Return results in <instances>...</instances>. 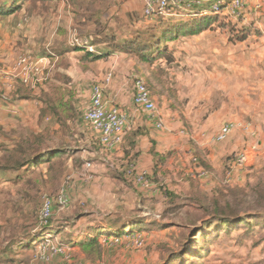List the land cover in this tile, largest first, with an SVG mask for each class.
Returning <instances> with one entry per match:
<instances>
[{
	"label": "rangeland",
	"instance_id": "1",
	"mask_svg": "<svg viewBox=\"0 0 264 264\" xmlns=\"http://www.w3.org/2000/svg\"><path fill=\"white\" fill-rule=\"evenodd\" d=\"M30 1L34 7V0ZM58 1L71 3L77 15L85 18L79 23L82 26L97 17L101 20L83 35L75 32L91 36V43L95 40L90 32L105 26L123 29V35L127 19L140 24L128 28L126 34L137 29L144 38L151 25L194 24L201 19L178 16L149 20L142 15L141 0ZM212 17L211 26L204 29L214 31L209 36L199 32L165 45L157 38L155 45L162 47H156L153 53H163L162 58L143 63L132 56L121 63L124 70L118 76L123 77L129 99L136 77L150 89L164 122L159 130L172 145L162 155L175 157L170 165L181 159L182 166L193 171L187 185L170 189L166 184L175 182L172 179L162 187L156 184L154 197L142 196L133 174L123 176L113 169L116 160H107L110 154L106 157L82 120L90 103L91 86L102 84L103 95H109L117 74L106 70L101 75L99 64L94 63L86 80L70 83L64 71H57L55 83L51 70L45 69L47 79L37 86L38 94L32 99L36 104L20 115H8L0 125V164L22 161V155L8 149L18 142L28 158L35 152H50L44 162H31L16 172L0 170V252H7L0 255V264H264V97L233 90L238 65L226 53V44L238 41L234 33L240 30L245 31V39L260 38L246 31L239 18ZM26 18L25 24L29 22V16ZM50 32L44 33L42 40L39 36L35 40L25 38L20 55L36 57L31 47L54 40ZM204 40L216 42L217 49L200 52L198 43ZM60 63L63 66L64 62ZM256 66L264 68L262 63ZM108 73L112 77L105 85ZM58 102L68 108L62 104L64 111H58ZM226 122L235 123L233 132L224 141H215L216 132ZM40 135L43 139L35 141ZM247 147H253L248 163L228 180L226 172L233 155ZM58 148L63 152L55 156L52 153ZM192 157L198 159V165ZM88 161L91 167H86ZM194 166L205 170L207 177H200ZM166 171L169 178L174 168ZM67 177L69 202L65 206L53 203L46 224L49 230L62 232L44 239L39 235L45 229L38 222L44 198H55ZM160 192L171 195L167 199L160 197ZM214 201L219 202L228 222L222 223L223 218L212 220L209 211ZM113 224H120L125 231L134 229L142 235V245L133 246L125 237L116 243V238L108 234L119 229L110 226ZM94 237H98L96 243H87ZM71 239L75 242H69Z\"/></svg>",
	"mask_w": 264,
	"mask_h": 264
},
{
	"label": "crops",
	"instance_id": "2",
	"mask_svg": "<svg viewBox=\"0 0 264 264\" xmlns=\"http://www.w3.org/2000/svg\"><path fill=\"white\" fill-rule=\"evenodd\" d=\"M4 2L8 1L0 0V4ZM30 4V0H23L20 7L13 13L0 15V65H2L0 69L4 73L0 77V125L4 124L3 119L8 115H20L30 110L33 104H36V100L32 99H36L34 95L38 94L36 90L39 88L28 87L27 96H18L15 91L18 89L19 84L5 75V73L9 72L13 62L20 55L21 47L25 46L21 42L25 38H34L35 40L36 36H39L42 40L44 33L51 31V37L54 40H50L42 47L33 45L31 49L32 54L44 59V67L51 70V80L55 83H58V79L55 77L57 71H64L70 79V83L75 80H86L91 74L89 66L94 63L99 64L101 75L106 70H110L115 75L117 74V77L112 79V85L109 87L111 90L110 94L103 95V101L106 107L118 106L125 111L127 116L126 133L123 141L113 149H103L106 157L110 154L107 160H116V163L113 164L114 168L111 165L107 166L120 171L123 176L128 173L127 170L130 166H134L136 171L147 172L151 179L159 183H165V181L172 179L175 182L166 184L170 189H174L178 185H187L193 175L192 169L183 167L185 164L181 163V159L177 158L172 166L170 163L175 157L171 156L168 159V157L162 155L166 150L171 149L172 145L168 142V138L164 133L157 129L154 120L145 111L134 106L132 96L129 99L124 93L125 82L123 77L119 78L118 76L124 70L123 66H121L124 59H130L134 55L114 49L118 45L122 46L126 42L133 40V36L126 34V31L128 28H137L140 22L126 18L127 25L123 35L121 34L123 29H110L108 26H105L100 31L90 32L94 37L95 42L93 45L96 48L94 52H88L71 47L68 42L70 37L68 36L76 31L82 35L87 33V30L95 26L97 22L101 23L98 17L92 23L82 26L79 23L85 22V18L77 15L69 2L64 4L58 0H35L34 7ZM209 7V4H205L202 7H194L193 9L194 11H202ZM191 10L181 11L180 14L181 16L187 15ZM126 11L124 10L123 12L125 13ZM26 16H29L27 24L24 23L27 21ZM237 19L233 18L234 21H237ZM238 22L251 35L258 34L260 39L248 38L226 44L228 59L234 60V63L238 65L235 67L238 74L234 75L233 90L238 92V94L264 97V68L259 66L261 63L264 66V0H244L243 14L238 19ZM29 26L31 27L29 28ZM201 33L206 34L203 36H209L214 31L210 28L202 30ZM198 49L200 52L206 53L208 51L213 53L217 49V43L211 40H204L198 43ZM95 55L104 56L99 59H93ZM134 57L137 58L136 56ZM61 61L64 62L63 66L60 65ZM212 78H214L213 74ZM94 135L97 138L95 133ZM204 137V135H201L200 139L204 141ZM227 152L229 150L224 151L223 154ZM107 160L104 159V162H107ZM172 167L174 171L167 178L166 170ZM152 185L156 186L153 183ZM141 194L145 196L147 193L142 191ZM160 197L163 196L160 194ZM6 254L7 252H0L2 256Z\"/></svg>",
	"mask_w": 264,
	"mask_h": 264
},
{
	"label": "built area",
	"instance_id": "3",
	"mask_svg": "<svg viewBox=\"0 0 264 264\" xmlns=\"http://www.w3.org/2000/svg\"><path fill=\"white\" fill-rule=\"evenodd\" d=\"M141 3L142 15L147 19L179 16L181 15V11L190 10L194 7H202L205 4L210 5L209 11L216 16L240 18L244 10V0H141ZM91 40V36L90 38L82 37L74 32L71 34L68 42L73 48H83L89 52H94L95 49ZM45 69L42 57H32L28 54H22L15 59L9 72L5 73V75L9 76L12 80L19 79L28 87L35 88L46 81L47 74H45ZM2 72L0 69V77L4 74ZM111 77V73L105 76V85L111 81ZM102 91V84H93L91 86L90 103L83 111L82 120L97 135L98 141L103 148L109 150L123 141L126 133L127 116L125 111L118 106L106 107ZM132 100L137 109L145 111L154 120V124L158 129L163 128V121L157 113L150 90L146 82L140 77H136L133 81ZM235 126L233 122L223 123L216 132L214 140L217 142L224 141L233 132ZM252 148H243L233 155L226 172L228 180L236 171L246 166ZM192 160L195 161L196 158L192 157ZM91 165L89 161L86 163V167H91ZM127 172L128 174H133L135 182L141 191L149 195L157 193V188L152 185L147 172H137L134 166H130ZM197 174L200 177H207V172L203 169H199ZM69 187V178L67 177L55 198H44L38 215L40 225L46 226L48 223L52 214L51 207L53 203L59 206L68 204L69 196L67 192ZM125 238L133 246H141L143 243V237L138 233L127 234ZM119 241L120 239H115L116 243Z\"/></svg>",
	"mask_w": 264,
	"mask_h": 264
},
{
	"label": "trees",
	"instance_id": "4",
	"mask_svg": "<svg viewBox=\"0 0 264 264\" xmlns=\"http://www.w3.org/2000/svg\"><path fill=\"white\" fill-rule=\"evenodd\" d=\"M6 1H8V2H4V3L0 4V15H8V14L13 13L15 10H17L20 7L21 2L23 0H6ZM180 16L181 15H179V17ZM212 16H214V14H212L209 11V8L208 9H204V11L203 10L202 11L201 10L194 11V9H192L187 15H184V16H181V17L182 18L183 17H187V18H190V17L201 18L199 22L195 21L194 24H188V23H186V21H182L180 23H174L173 25L168 26V27H162L164 22H161L160 23L161 25L154 24V25H151L150 27L147 28V30H146V32L144 34V36H146L145 38L142 36L141 33L137 32V29H136L135 31H131L129 33V35L133 36V40L132 41L126 42L122 46L118 45L114 50H122L124 52H127L129 54H132V55L136 56L143 63H150V62H152L154 60L162 58V56H163L162 55L163 53H159L158 55H154V53H153L154 49L162 47V46H159V45H157V46L155 45L156 44L155 40L157 38H160L161 45H163V44L165 45V44H167L169 42L177 41L178 38H180L182 36H190V35L199 33L202 30L207 29V28H209L211 26L212 20L214 18ZM169 17H178V15L169 16ZM167 18L168 17H153V18H151L149 20H153V19L164 20V19H167ZM159 27H161V29L156 30ZM240 31H238L237 33H234V34L236 35V38H238V40H244L245 39V31H241V32ZM157 32H159L158 34H161L160 37H158V35H156ZM75 49L76 50H86V49H83V48H75ZM103 56L104 55H95L93 57V59H99V58H101ZM56 76H58V75H56ZM14 81L17 82V84L20 85V86L18 85V89H16L15 93H17L18 96H21V97L22 96H27L28 95L27 94L28 93L27 92L28 86L25 85L19 79H15ZM23 90H24V92H23ZM68 97H69V100H70L71 95L68 96ZM65 102L66 103H70V102H68V100H65ZM62 104H65V103L64 102L63 103H61V102L56 103V107L58 108V111L59 110L64 111V108H62L63 107ZM65 106H66V104H65ZM60 107H61V109H60ZM67 108L68 107L66 106V109ZM40 138H41V135L37 136L35 138L36 139L35 141L38 142L40 140ZM41 139H43V138H41ZM99 145L102 147V149H104L103 146L100 143H99ZM8 149L13 151V152H15V153H18V154L22 155L23 159H22V161H15L13 164H10L9 166L0 164V170H3L5 172H11V171H15L16 172V170L24 169L31 162H35V163L44 162L46 160V156L50 153V152L49 153L47 152L45 154H42V153H39V152H35L31 156H29V158H28L25 150L23 149V146H21L19 144V142H18V145H12ZM56 150H57L56 153H52L51 152L52 154H55V156H60V154L63 152V149H61V148H58ZM197 161H198V159L196 158V160L194 161L195 162L194 165H196V164L198 165ZM198 168L202 169L199 166H198ZM198 170L199 169H196L195 171L197 172ZM15 174H18V173H15ZM147 175H148V178L151 181V183H153L155 185L156 184L160 185V187L163 186L164 183H159L158 181H155V180L151 179V177H150V175L148 173H147ZM163 189L165 191L166 188H163ZM174 192H175V190H174ZM160 194L163 197H166L167 199L169 198L168 196L171 195V193H164L165 195H163L162 192H160ZM145 196L146 197H154L153 195H148V194H145ZM201 208H205V207L202 206ZM206 209H207V207H206ZM208 211L209 210L207 209V212ZM209 215L212 218V220H218V219L220 220V218H223L222 219V223L228 222L226 217H224L223 211H221V209H220L219 202H217V201H214V203L212 205V209H211V211H209ZM110 226H112L113 228H119L117 230L108 231V232H111V233H108V234H110L114 238L121 239V238L125 237L127 234L135 233L133 231L134 229H131L132 231H125V229H120V224H113V225H110ZM41 227H42V229H45V230H43L44 232L41 233L39 236H42L44 239L47 236L48 237H52L51 236L52 234L55 235V234H58V233L62 232L60 230L54 231V229H50L49 230V227H47V225L46 226H41ZM35 239L36 238H34L33 240H35ZM97 240H98V237L90 238V239H88L87 243L94 244V243L97 242ZM69 242L74 243L75 241L73 239H71ZM18 244H22V242H19Z\"/></svg>",
	"mask_w": 264,
	"mask_h": 264
}]
</instances>
